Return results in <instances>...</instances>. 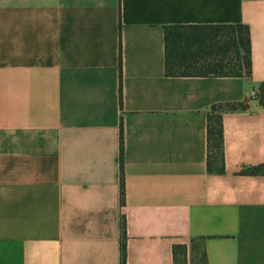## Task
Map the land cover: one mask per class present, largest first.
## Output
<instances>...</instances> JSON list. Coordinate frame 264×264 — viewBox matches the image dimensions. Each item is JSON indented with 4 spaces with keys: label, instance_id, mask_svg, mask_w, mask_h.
I'll use <instances>...</instances> for the list:
<instances>
[{
    "label": "crops",
    "instance_id": "crops-1",
    "mask_svg": "<svg viewBox=\"0 0 264 264\" xmlns=\"http://www.w3.org/2000/svg\"><path fill=\"white\" fill-rule=\"evenodd\" d=\"M238 22L251 77L166 74L165 26ZM263 83L264 0H0V264H264Z\"/></svg>",
    "mask_w": 264,
    "mask_h": 264
},
{
    "label": "trees",
    "instance_id": "trees-1",
    "mask_svg": "<svg viewBox=\"0 0 264 264\" xmlns=\"http://www.w3.org/2000/svg\"><path fill=\"white\" fill-rule=\"evenodd\" d=\"M165 70L171 76H247L252 75L251 32L244 23L172 24L165 26ZM255 97L264 105V83ZM244 103L217 104L208 113L209 172H225L223 114L245 109ZM121 170L123 146L121 133ZM244 174L264 173V164L245 168ZM124 194V185H121ZM188 245L173 246L174 260L186 255ZM203 259L206 253L203 248Z\"/></svg>",
    "mask_w": 264,
    "mask_h": 264
},
{
    "label": "rangeland",
    "instance_id": "rangeland-1",
    "mask_svg": "<svg viewBox=\"0 0 264 264\" xmlns=\"http://www.w3.org/2000/svg\"><path fill=\"white\" fill-rule=\"evenodd\" d=\"M177 264H205L201 240H194L186 255L179 254Z\"/></svg>",
    "mask_w": 264,
    "mask_h": 264
}]
</instances>
